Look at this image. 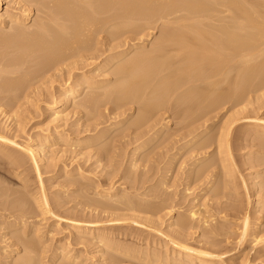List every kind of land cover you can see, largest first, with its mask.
<instances>
[{
	"label": "bare ground",
	"instance_id": "1",
	"mask_svg": "<svg viewBox=\"0 0 264 264\" xmlns=\"http://www.w3.org/2000/svg\"><path fill=\"white\" fill-rule=\"evenodd\" d=\"M13 1H14L15 5H18V8L21 9V10L19 9L20 12L16 13V12H13L9 9V10H6L4 13L1 14V11L4 8L6 1L0 0V32L4 28H9V30H8L9 32L5 33V31H3L4 32L3 34H2V32L0 33V45H1L0 49H4L2 51L5 52V53H3L2 51H1L2 53L0 52L1 53V55H0V116L6 120L5 122H8L10 120L8 123H11L13 121V124H14L15 123L14 121L17 120V118L18 119L23 118V114L28 115V114H26L30 110L29 109L30 107H28V106L31 105L30 101H33V100H31V98L38 96V93L40 92L39 87H41V86L38 85L39 87L37 89L36 88L37 83L34 86L36 89L31 87V84H33V82H36L35 80L40 81V82H41V80L44 81V78L46 75H49L50 73L52 74V72L54 74V73H56V71L57 72L61 71L64 67L69 68V66H67L68 63L66 64V66L64 64L67 61L70 62L69 59H71V58L72 59L74 58V60H75V57H76V59H77V57L81 58L82 62H80L81 60L78 62V60H79V58H78L77 64L79 65V63H80L79 66L82 68H80V67L79 68L82 70L87 68L88 66H91L95 62L100 63V59H101V62H103V64H102L103 65L102 66L103 72H105V74L108 72L107 71L108 68L110 69L113 66H116V64H118L115 69L113 67V70H114L113 72L111 69V72L115 76L118 75L117 77H119V78H115V79H119V81H121V82L117 83L119 81H116L117 84L115 83L116 85H112V80H110V79L109 80L108 79L99 80V79H96V77L95 78L88 77L87 75L84 74L85 72L79 74L78 79L75 78L76 80L72 81V80H74V76H75L74 72L72 73L71 69L66 68L69 71H67L66 69H65V71L70 72L69 73L70 75H68L67 78L64 77V78H66L65 79L66 85L64 88H62V90L60 89L61 90L60 94H59L60 96H56L59 98L55 99L54 98V96L56 95L55 94L54 96L50 95L51 96L50 98H52V97L53 98L49 99V100H51L50 101L51 105H50V108H48V109L54 110V114H53L54 117L53 118H54V122H56V124H58L60 126L61 122H62L63 126L64 127L66 126V124H65L66 114H65V118H64L63 115H61L58 110L64 106H66L67 104L74 102V99L77 96H79L78 94L83 93V91L85 89H89L90 91H92V94L87 92L90 95L85 94L86 98L83 97L84 100H80L79 103H77L78 106H79V104L81 105L80 108L84 107L85 110H86V108L89 109L88 107H92V106H93L92 108L94 109L95 108L94 105L98 104L100 101L99 99H101V98L109 101V103H107V105L111 104V102H110L112 100L111 95L115 94L116 97L113 96V97H115V98H113L115 100L114 105L115 104L117 105L119 102L122 103L124 101V104L126 107V108H124V107L122 108V106H120L122 108V110H120V112L128 109V107H127L128 105L126 104V102H128V104H129V102H130V104L133 103L134 106H135V104L140 106V108L138 107L139 111H138V116L136 117L137 120L135 118V122L138 125L141 124L140 127L142 130L140 131L139 130L140 128H137L141 133H138V134L136 133L137 134V135H135L136 137L135 138L133 137L134 139L132 140V142L130 144V146L135 144L134 145L135 146L134 151H135V156H136V155H139L140 153H142V151H144L146 148H148L156 139H158V137H160L162 131L172 124L171 119L167 118V120L165 119L166 120L165 123L163 125H161V127L157 128V126L159 125V123L161 121L158 123V125L156 123L157 121L156 122L154 121V123H153L152 122V120L154 118L153 115H155V113H158L160 109H162L163 112L166 110L167 113H168V111L169 112L171 111L173 113V116H175L178 120L182 121V122H180V121L179 122H180V124H182L181 126H183V128L186 129V132H184V133L179 132L178 134L182 133V135H180V137H179V138H182L181 140L189 138L186 142L187 145L188 144L194 145V147H195L196 144L197 145L200 144L199 147L197 146L198 148H194V147H192V148L197 149V151L198 150L203 151L204 149H207V148L210 149L209 147L213 146V144L214 145L217 144L216 145L217 151L219 152L217 154V156L219 154H221V156L219 157L220 158L219 163L222 164V166H220V167H223L221 169V171L223 170V172H225L223 174L224 176L226 174V176L228 175V177H229V178L223 177L222 182L224 181L223 182L225 185L224 187H228L231 185L230 184L231 182H229L231 176H229V175H232V172L234 173V171L236 172V170H235L236 168L233 169V167H231L232 162L230 161L231 163L229 164V159L227 158V157L231 158L230 160L233 159L232 157H230V155H231L230 150H232V149L229 147V145H230L231 140H230L229 136L223 137L222 131L227 130V132H228L230 130V122H232V120H230L229 118L230 117L234 118L235 113H234V116H230V117L228 116L229 118L226 119V123L224 121L226 126L224 127V125H223L222 127H224L225 129H223L220 126L221 128H219V129H222L220 131L221 133L219 132L221 134L220 137L211 138L210 137L211 135H210L209 136L210 140L207 139L208 141L207 140L205 141L204 138H206L207 134L210 133L209 128L211 129V127L208 126L206 128V126H207L206 123L208 124V122H210L211 120L214 119L215 116H217V115H214V117H212L211 116L212 112L214 114V112L216 110H218L220 108L222 109L224 106H226V107L229 106L227 109L233 110L235 107L237 108V107H239V105L245 103V99L248 97V95L252 96L251 92H253L254 90L256 91V89L258 87L264 86V62L263 63L259 62V64H258V62H255L256 60L258 61L260 58H262L261 60H263V56H264V0H13ZM34 3H35V5H33ZM31 5L36 6V9L38 10L37 12L42 13L41 15L43 16L42 17L39 15L41 17V19H39L40 17H38V19L40 21H37L38 19L34 20L36 22L34 23L35 25L33 28L31 27L33 25L29 26L30 28L27 27L28 23L32 21V19H31L32 18V16H31V14H32ZM13 10H15V9H13ZM117 21H119L118 23L122 25L121 29H119L121 27V25H118V24L115 27L117 29V27L119 26L118 30H116L115 28H113V30H110L109 28H111V26H109V28L107 27L109 23H112V22L115 23ZM159 22L161 23V25H159V26L161 28L163 27L162 28L163 30L160 29V32H159V34H160L162 31L161 37H159L160 40L158 38V41H159L158 42L157 39H155V42H156V43H154L155 46L152 43L153 44V45L151 44L152 48H150V46H151L150 45L149 46L150 50H148V48H146L145 46H142V44L144 43V42L142 43V39L146 36H144L143 38L140 36L143 32H145L144 30L147 31L148 28L150 29L151 27L158 25ZM114 23H112L111 25H113ZM155 27H153V28H155ZM114 29L116 31H119L118 33L116 32L117 37L122 38V39H120L121 41H119L120 43H117V45L116 44L114 45V43H112V40H114V39L117 40V38L114 37V34H115ZM108 30H110V33L113 32L112 33L113 36L110 35V36H107L105 38L99 37V35L101 33H105V32L107 33L106 35H109V33L107 32ZM128 34H131V35H128ZM143 35H144V33L142 34V36ZM93 40L95 41V44L92 46L89 44V42H91ZM156 44H157V46H156ZM2 45H4V46H2ZM119 47L121 49L124 47V49L122 51L118 50L119 52H116L115 50ZM139 49H141L142 52L138 51ZM135 50H137L138 53H135L136 52ZM131 52H133L134 54ZM38 53H40V54H38ZM130 53L133 54L132 57H131ZM30 54H32L33 56L35 55L34 60H33V58L31 59L29 57V56H31ZM128 56H130V57L128 58ZM257 57H260V58L258 59ZM73 64H72L73 65L72 67L78 66L76 64V61H74ZM62 65H64V67ZM69 65H70V63H69ZM34 67L36 68V70H35L36 73L33 72V69L30 70L31 68H34ZM79 68H77V69H79ZM30 71L33 73H30ZM109 72H110V70H109ZM109 72H108V74H109ZM111 72H110V75H112ZM33 74H34V76H33ZM35 74L36 75L38 74V76H36ZM57 74L59 75V73H57ZM54 75H52V77H50V78L47 77V79L53 78ZM56 75H55V77H56ZM101 75H103V74H101ZM114 75H112V76H114ZM56 78H58V77H56ZM56 78H54V79H56ZM55 81H53L52 83H54ZM110 85H111V88H110ZM42 86L45 87L47 85H42ZM241 86H243V87H241ZM255 87H256V89H254ZM32 88H33V90H31ZM45 88H48V87H45ZM98 90H101V92L99 91L96 93V91H98ZM44 91L48 92L47 89H45ZM255 91H254V93L256 94L257 91L256 92ZM52 92H54V91H52ZM43 95H44V93H43ZM100 96H101V98H100ZM104 96L107 98L105 99ZM46 97H48V96H46ZM97 97H99V98H97ZM36 98H33V99H36ZM43 98H44V96H43ZM251 98H249L250 99L249 102L251 101ZM252 99H254V98H252ZM116 101H117V103H116ZM242 101H243V103H241ZM46 102H48V101H46ZM101 104H103V103H100L99 105H101ZM105 104H106V102H105ZM116 105H115V107H116ZM122 105H123V103H122ZM27 107H28V111H27ZM118 107H119V105H118ZM25 108H26V110H25ZM92 108H90V109L92 110ZM98 108H100V107H97V110H98ZM129 108H130V106H129ZM157 109H158V112H155ZM112 111L115 112L114 110H112ZM92 112H94V111H92ZM118 112H116V115ZM219 112L217 114H219ZM108 113L110 114V111ZM121 113H123V112H121ZM125 113H126V111H125ZM236 113H237V111H236ZM97 114H99V112ZM113 114L115 115V113H113ZM113 114H111V115H113ZM127 115L128 114H126V116ZM67 116H68V114H67ZM117 116H119V118H120V114H118ZM158 116H160V115H158ZM162 116H164V114L161 115V117ZM25 117H27V116H25ZM175 117H173V118L176 120ZM30 118L28 117V119H30ZM24 119H26V118H24ZM66 120H67V118H66ZM154 120H156V119L154 118ZM223 120H225V118ZM0 121H2V120H0ZM23 121H22V123H23ZM149 121H151L152 124H150ZM28 122H29V120H28ZM179 122L177 124H179ZM1 123L2 122H0V124ZM17 123H18V120L16 121V124ZM22 123H20V125L18 127L16 125H15L16 127L14 126L15 128H17V130L15 132L16 133L19 132V133H17L19 135L24 134L26 132L25 130L21 129V127H20V126H22L21 125ZM68 124H67V126L69 127ZM84 124L85 123H83V125ZM92 124L95 125L96 122L92 123ZM131 124L135 125L133 123V121H131ZM143 124H145L144 127L142 126ZM58 125H57V128L59 127ZM85 125H86V127L88 125L91 126V124H88V125L85 124ZM94 125H92L91 127H93V128L95 127L94 129L96 131L97 125H95V126ZM138 125H137V127H138ZM146 125H148V126H146ZM204 125H206V126L204 127ZM24 126H26V125L24 124ZM77 126H78V124H77ZM77 126H75V127H77ZM210 126H211V124H210ZM14 127H12L13 130L15 129ZM70 127H72V126H70ZM91 127H89V128L84 127V129H87L85 131H87V133H88V132H90L89 129ZM131 127H133V126H131ZM142 127L143 128L146 127V128L143 129ZM203 127L205 129H201ZM82 128H83V126H82ZM93 128L91 129V131L95 132V131H93ZM183 128H180V130ZM258 128H259V130L256 133L259 135H260V133L264 134V126L259 125ZM12 129L11 128L8 129L6 124H5V127H4V125L3 126L0 125V154H1V156H4V158L6 157L9 160L13 169L15 168L14 171L16 170V168L20 169L22 167L24 169H26L27 164L32 163L29 167L33 166V170L36 171L41 184L43 183L42 178H41V175H42L41 174V168H40L41 165H45V166L48 165L49 166L48 168H53L51 170H56L57 172H63V174H65L66 176H76V177L80 176L81 178L82 177H84V178L88 177V173L86 172V170H84L85 168H83L84 163H85L84 162L85 161V156H84L85 154L83 155L84 156V158H83L84 163L82 164L79 162L80 161L79 158L82 156L81 152H80L81 155L78 152V154L80 155L79 156L75 151H74L75 153L72 152V154H70L69 153L70 150L69 151L66 150L68 148V147L66 148V146L69 144H70L69 148L70 147L76 148L77 146L81 145V143L83 141H85V140H83V138H81V137L77 138V139L73 138L74 140L71 138V140H70L69 132L64 131V133H60V132L56 131V128H55V131L54 130L50 131L48 133V135L43 134L44 136H39L35 132L36 135L35 136L31 135L32 137L30 138L31 139L30 143L33 145H30L27 149L21 148L22 149V152H20L21 154L15 155V153H13L11 151L5 152V150H7V147H9V149H10L11 147H15L17 145L14 142V138L17 136V134L14 133L15 135H13L11 133L13 131ZM50 129H52V128H50ZM110 129L111 128H109L108 130H102L101 129L98 131V134L96 133L97 134L96 136L93 133V137H95L93 142H102V141L104 142L106 140L108 133L110 132ZM137 129H135V130H137ZM178 129H179V127H178ZM219 129H218V131H219ZM80 130H81V128H80ZM128 130H130V128ZM133 130H134V128L132 129V131ZM132 131H130V132H132ZM71 132H72V129H71ZM78 132H80V131H78ZM82 132H80V133H82ZM133 132H134L133 133V135H134L136 131H133ZM164 134H165V132H163L162 137L164 136ZM226 135H227V133H226ZM129 136H130V134H129ZM129 136H127V137H129ZM88 137H90V136H88ZM93 137L91 135L90 138H93ZM165 137H164V139H166ZM209 137H207V138H209ZM255 137H257V136H255ZM120 138L122 139V136ZM130 138L132 139V137H130ZM177 138H174V139H177ZM114 140H116V138ZM86 141H85V144H87V143L89 144V141L92 142L91 139H89V141H87V142ZM126 141H128V140H126ZM126 141L124 142V144L127 145ZM176 141L178 143H180L179 140H175V142ZM252 141L254 142L257 140H252ZM118 142L121 143L120 140ZM118 142H117V144H118ZM175 142H174V144H175ZM105 143H106V141H105ZM113 143H111L112 147H113V145H115ZM99 144H101V143H99ZM57 145L64 147L66 149L63 148L61 151L60 150L58 151V149L61 148L58 146L57 147L58 149L54 150L53 148ZM120 145H123V144L121 143ZM187 145L185 147H187ZM128 146H129V142H128ZM17 147H19V146H17ZM105 147H106V145H105ZM72 148H70V149H72ZM107 149L106 150L104 149L105 150L104 153L109 152V155H107L108 161H106V162L110 163L109 159H111L112 156L111 157H109V156H110V153L112 151L110 152L111 148L109 149V151H107ZM113 149L115 150L116 147L114 146ZM194 149L193 150L191 149V150L193 152H196ZM71 151H73V149ZM134 151H133V153H134ZM192 151L190 153H193ZM207 151L208 150H206L205 153ZM48 152H50V153H48ZM86 152H88V151H86ZM101 152H102V150H101ZM60 154H61V156H59ZM101 154L98 156V157H100V159L97 160L98 163L100 161L103 162L102 160L105 159L106 155L104 156ZM116 154H118V153H116ZM101 156H103V157H101ZM212 156H213V153H212ZM77 157H78V159L76 160ZM209 157L211 158L210 153L208 155H206L205 157H202L200 159H198L199 158L198 157L197 158L198 160H197V162H195V164L193 162L192 173H193V175L195 174V177L197 175L195 170L196 171L198 170V163L199 162L201 163V162L207 160ZM68 158H71L72 160L75 159V162L77 161V163L74 164V161H72L70 159L73 163L68 164L67 163L69 161ZM119 158H121V157H119ZM139 158H140V156H139ZM141 158H140L141 162L143 161V159H144V161L147 159L146 157L145 158L143 157L141 160ZM27 159H29L30 161ZM81 159H82V157H81ZM137 159H138V157H137ZM66 160H68V161L65 162ZM121 160H122V158H121ZM28 161H29V163H28ZM89 161H90V158H89ZM137 161H139V160H137ZM148 161H150V160L148 159ZM215 162L216 161H213L212 163H215ZM234 163H233V165H234ZM211 164H209V165H211ZM216 164H218V163H216ZM220 164H218V166ZM252 164H253V161L250 163V166ZM132 165H134V164H132ZM132 165H131V167H132ZM203 165H204V163H203ZM236 165H234V166H236ZM61 166H63V167H61ZM207 166L208 165H206V167ZM215 166H217V165H214V167ZM208 167H210V166H208ZM208 167H207V169H209ZM214 167L212 164L210 168H214ZM220 167H218V168H220ZM238 167H240V165L237 166V168ZM46 168H47V166L43 169V171ZM202 168H203V170L205 169L204 167H202ZM202 168H199V169L201 170ZM214 169H212V171ZM102 170H104V169H102ZM90 171L88 170V172L90 174H92V171L91 172ZM200 172H204V171L201 170ZM205 172L201 173V174H204L203 176H206L208 171L206 172V174H205ZM192 173H191V175H192ZM213 173H215V174H213ZM17 174L20 176L19 173H17ZM210 174H213V175H210L211 180H210V185L207 186L208 189L213 188V186L218 181L217 178H219L218 171H216V172L213 171ZM201 176L202 175H200V177ZM207 177L209 178V174H207L206 178ZM201 178H196V179H197V181H199ZM89 179H91V178L89 177ZM234 179L236 182L240 178H238L237 180H236V178H233L232 181ZM192 180H195V179H192ZM203 180H205V182H206V179H203ZM134 181H137V179ZM197 181H195V182H197ZM238 181H240V180H238ZM74 182H76V181H74ZM85 182H87L86 180L84 181V184H87ZM200 182H201V180H200ZM235 182L233 183L234 185H235ZM22 183H23V181H22ZM240 183H241V181H240ZM245 183H246V181H245ZM23 186H26V183H23ZM231 186L233 187V185H231ZM25 188L27 189V186ZM42 188H44V187H42ZM1 190H3V189H1ZM4 191H8V190H4ZM28 191H29V189H28ZM109 192H113V191L111 190ZM203 193H204L203 190L199 192L200 195ZM40 194H42V197H41V199L39 198L40 200H38L36 202L38 203V205L42 209L41 213L43 211L42 215L45 216L44 214H46V216H47V214H50V215L55 214L54 208H56L57 206L55 207V205H54V208H53V206L51 208L52 203L50 204V202L48 201V198H47L48 196L46 195L47 194L46 190L43 189ZM96 194H98L100 196H105V197L112 196V194H110V193H100V194L96 193ZM7 196L8 195L6 194V197ZM122 198H121V200H122ZM196 199H198V198L196 197ZM108 200H110V199H108ZM8 202H9V200L6 201L5 206L10 204L11 201L9 203ZM104 202H106V201H104ZM119 202H121V205H122V207L121 206H119V207H121L123 210L126 209L127 212L128 211L129 212H131V211L136 212L135 210H138V211H139V209L144 210V208L147 210L149 208L147 205H144L145 204L144 202H146L145 200L142 202L144 204H142L141 201H139V202L142 204L141 207H143V205H144L148 208H146V207L140 208L139 207L140 203L137 205H134L136 203L133 204V201H131V200L129 202H128V200H127V202H122L119 200ZM150 202L151 201H149V203ZM96 203L98 204V202H95V201L94 202L84 201L81 206H83V208L96 206V208H97ZM113 203L114 202H112V206L114 205ZM151 203L155 204V202H151ZM162 203H163V201H162ZM24 204H25V202H24ZM24 204L22 203V206H21V204H17L16 209H18L20 206V209L22 210ZM99 204H100V202H99ZM172 204H173V202H171V204H170L171 206L170 205L169 206L173 207ZM259 204H260V202H259ZM12 205H14V203ZM158 205L159 204H157L156 206H158ZM25 206H24V208H25ZM39 206H37V207H39ZM112 206L111 205L109 206V204H108V205H105L103 207H105L106 209L112 208V210H113L115 206H113V207ZM150 206L151 207L153 206L154 208L156 207L154 205H150ZM162 206L164 207V205H162ZM254 206L256 207L255 203H254ZM257 206H259V205H257ZM8 207H9V205H8ZM8 207H4L3 212L0 211V212H2V213H0V218L1 219L5 218L3 220L0 219V231L8 230L10 232H5L4 235L2 233H0V237L7 238L8 235H10V236L13 235L12 233H13L14 229L22 230L23 235L21 236L20 234H18V233L22 232V231L21 232L19 231L17 233V235H19V236H16V234H15V236L13 235L12 237H8L7 241L5 240L6 242H9L8 245H7V243H5L6 246L3 248L1 247L2 245H0V248H1L0 249V264H38L39 262L40 263L45 262L46 264L47 263L48 264H74L76 262L77 256L74 257V255L72 256V254H69V252H67V249L64 247H62V248L56 247L55 250L54 249H53V251L50 250V252L52 251V255H50V256L47 255V253L49 252V251L47 252V250H49V248H51V247L48 246L49 247L48 248V247H46V245H44L45 240H43V238H41L42 235H38V232L36 235H35V233H36L35 232L34 236L30 235V237H29V235H27V234H29V232H33L35 230H38L37 228L41 224L38 225L37 221L34 220L35 218H38V217L34 216L33 214L32 215H30V214L25 215L26 214L25 210H24V212H22L23 215H20L21 214L20 213V214H18V216H15V214H14L16 212L15 211V205H14V208L12 206H10L9 208ZM94 207H93V209H94ZM12 208H13V210H12ZM78 208H80V207H78ZM154 208H151L152 211L148 210V212L149 211L155 212L156 210H154ZM115 209H119V208L117 207ZM156 209H157V207H156ZM160 209L161 208H159V211H161ZM146 210H145V212H147ZM256 210H258V209H256ZM4 211L8 212V214L4 213ZM26 211H28V210H26ZM99 211H101V210H99ZM241 211L245 212L243 210V208L240 209V212ZM101 212L95 213V216L97 215V217H99V218H100V216L102 217L104 212L103 211H101ZM27 213H31V212H27ZM106 213H108V212H106ZM156 213L157 212H155L154 214H156ZM56 214L59 215V213H56ZM243 214H245V215H243V217H242L243 221H241L242 222L241 223L242 224V226H241L242 232L240 231L241 242L243 243L248 238L249 239L252 238L251 239L252 242L256 243V242H259L261 240L263 245H264V236L260 235L261 234L259 231L260 229L258 228L259 230L256 231L257 229L255 230L253 228V231L250 232V230H252L251 229L252 223L250 220L251 216L249 217L247 212H245ZM16 215H17V213H16ZM130 215L129 216L127 215L129 218H126V214L122 215L118 218V215L116 214L117 218H113V219H116L117 221L115 220V222H117V223H119L118 221H123L124 217L126 219L134 221L135 220L134 218H136V216H134L130 219ZM240 216H241V214H240ZM122 217H123V219L120 220ZM189 217H190V219H188L187 223H184V224H183V222L181 223L184 226V230L182 232L180 230H179L180 232L179 231L175 232V230H174V232L172 231L173 233H170V232H169L170 234H168L167 232L165 233L167 238H169V241L172 242V244L174 245V248L178 250V251H176V253H174L172 255L170 253L171 251L170 252L168 251L165 253H163V252L158 253L155 251L150 252V250H149L150 254H148L146 256V251L143 250V253H142V251H140L139 249L129 247V244H131V243H129V244L127 243L128 246H125V244H121L123 241L118 242L119 240H117V242H116L114 240H110L109 235H108L109 233H107L106 231L103 232L100 230L93 229V226H90V225H93V223H94V225L97 226V224H99V223H96V222L83 223L84 225L79 226L77 230H78V235L86 234V236L90 237V238H88L89 243L91 242L93 244V242H94V244L95 243L100 244L99 245L100 252L103 253V252H106L105 250L109 251V249H111L118 256V257L116 255L114 256L113 255L114 253L112 254V256H114V258L116 257L113 264L115 262L117 264H119L120 262L124 263L126 261L128 264H130L129 262L134 261V260L142 261L145 264H224L223 260H216L215 259L216 257L212 253L208 252L207 250L202 249L203 247L202 248H199V247L197 248V246L195 247V243L193 244L191 242L192 236L190 235L191 236L190 237L188 235L190 232L189 227L193 228L192 227L193 225L189 220L195 219L196 213L192 212ZM189 217H187V218H189ZM59 218L57 216V219L60 221ZM92 218H94V217H92ZM107 218H108V216H107ZM147 218H149V217H147ZM46 219H47V217H46ZM94 219L96 220V218H94ZM102 219L104 220V218H102ZM99 220H101V219H99ZM112 220H110V222L114 223V220L113 221ZM146 220L149 221V219H146ZM146 220H145V222H146ZM185 220L187 221V219H185ZM205 220H207V219H205ZM150 221H154V219L153 220L150 219ZM208 221H209V219H208ZM79 222L80 221H72V223L74 225L79 223ZM134 222L137 224V220H135ZM157 222H159V221H157ZM208 223H210V222H207L205 224H208ZM146 224H148V223H146ZM117 225H119V224H117ZM120 225H122V224H120ZM156 225H158V224L156 223ZM151 226L153 227V225H151ZM194 226H195V224H194ZM144 228H146V227H144ZM156 228H159V227H156ZM213 228H214V230H216L215 227H213ZM39 229H40V227H39ZM160 229L161 228H159V230ZM181 229H182V227H181ZM214 230H212V227H211V229L209 231L213 232ZM38 231L41 234V230H38ZM108 231H110V229ZM159 232H163V231L161 230ZM217 232L218 231H215V233H217ZM115 233H117V232H115ZM112 234H114V232ZM211 234L216 235L214 233H211ZM32 236H33V238H32ZM13 237H15V239H14L15 241H12ZM44 239H45V237H44ZM0 241H1V238H0ZM2 241H3V239H2ZM167 243H165V245ZM244 243H246V242H244ZM2 244H4V243H2ZM163 247H164V245H163ZM99 248H98V250H99ZM23 249L26 251L25 254H23L24 253ZM167 250L168 249L166 248V251ZM171 250L173 253L174 250L173 249H171ZM144 252H145V255H144ZM149 252H147V253H149ZM106 253H108V252H106ZM3 255L5 257H3ZM19 255H21V256L19 257ZM1 258L5 259V260L2 261ZM43 263H41V264H43ZM131 264H134V263L132 262Z\"/></svg>",
	"mask_w": 264,
	"mask_h": 264
},
{
	"label": "rangeland",
	"instance_id": "2",
	"mask_svg": "<svg viewBox=\"0 0 264 264\" xmlns=\"http://www.w3.org/2000/svg\"><path fill=\"white\" fill-rule=\"evenodd\" d=\"M5 1H6V4L4 5L3 10L1 11V14L4 13L6 10H9V9L13 12H16V13L20 12L21 9L18 8V5H15L13 0H5ZM33 5H35V3ZM31 8H32V14H31L32 21L28 23L27 27L33 25V26H31L33 28L35 25L34 23L36 22L34 20L38 19V17L42 16L41 15L42 13L37 12L38 10L36 9V6L31 5ZM13 9H15V10H13ZM39 19H41V17ZM39 19L37 21H40ZM118 22L119 21L115 22L116 24L114 22H112L115 25L114 24L111 25L112 23H109L110 25L108 24L107 27L109 28V26H111L112 29L111 28H109V29L113 30V28H115L117 26V24L121 25ZM159 25H161L160 22L158 23V25H155L156 27L153 26L155 28L151 27L150 29L148 28L147 31L144 30L146 33L143 32L144 33L143 36H142L143 33L141 34V36L139 35L142 38L144 36H146L142 39V43L144 42L142 44V46H145L146 48H148V50H150V48H152V45L154 43H156L155 39H157V41H158V38L161 37L162 31L160 34H159V32H160V29L163 30L162 29L163 27L161 28ZM118 28H119V26L117 27V29L116 28L115 29L118 30ZM121 28H122V25L119 29H121ZM115 29H114V32L116 35L114 34V37H116L117 40H115L113 38L114 40H112V43H114V45L115 44L117 45V43H120L119 41H121L120 39H122V38L117 37V33L119 31H116ZM8 30H9V28H4L1 32L3 34L4 33L3 31H5V33H6V32H9ZM110 30L107 31L109 33V35H106L107 33L105 32V33H101L99 35V37L105 38V37L110 36V35L113 36V34H112L113 32L110 33ZM128 35H131V34H128ZM159 40H160V38H159ZM93 41L89 42V44L92 46L95 44V41L94 42ZM2 46H4V45H2ZM149 46H150V48H149ZM154 46H155V44H154ZM156 46H157V44H156ZM0 48H1V45H0ZM123 49H124V47L122 49L119 47L115 51L119 52L120 50L122 51ZM2 50H4V49H0V52ZM135 51H136L135 53H138V51H141V49H139L138 51L137 50H135ZM133 52H131V53H133ZM1 53H0V55H1ZM3 53H5V52H3ZM131 53H130V55L132 57V55L134 53L133 54H131ZM38 54H40V53H38ZM30 55L31 56H29V57L31 59L33 58V60H34L35 55L34 56L32 54H30ZM129 57L130 56H128V58ZM78 58L79 57H77V59H76V57H75V60H74V58L73 59L71 58L72 60L69 59L70 62L67 61L64 64L66 66V64L68 63L67 66H69V68L64 67V65H62L64 68L61 66L63 69L61 71H58V72L56 71V73H54L55 75L57 73H59V75L58 74L56 75V77H58V78H56L52 72V74L50 73L51 75L49 74L50 76L49 75L45 76L44 81L41 80V82H40V81L35 80L36 82H33L34 85L31 84V87H33V88H35L34 86L36 83H37L36 84L37 89L39 86H41V87H39L40 92L38 93V96H36L37 98L36 97L31 98V100H33V101H30L31 105L28 106V107H30L29 111H28V107H27L28 112L26 114H28V115L23 114L22 119L17 118L18 123L19 122L22 123V121L24 120L23 123L21 124L22 126H20V127H21V129L26 131L24 133L25 135L24 134L19 135V134H17L19 132H17V133L15 132L17 130V128H15V127L16 126L18 127L20 125V123L16 124L17 120L14 121L15 122L14 124H13V121L11 123H8L10 120L8 122H5L6 120L0 116V120H2V121H0V122H2L0 125L1 126L4 125V127H5V124H6L8 129H10V128L12 129V127H14L16 125L14 127L15 129L14 130L12 129L13 131L11 133L13 135L17 134L18 137L16 136L14 138V142L17 145L15 147H11L10 149H9V147H7V150H5V152L11 151V152L15 153V155L21 154L20 153V152H22L21 148L27 149L30 145H33L30 143V140H31L30 138L32 136H35L36 134L39 136L48 135V133L50 131H53V130L55 131V128H56V131H58L60 133H64V131L69 132L70 140H71V138L77 139L80 137L83 138V140H85V141L86 140L89 141V139H91L92 142L89 141L90 145L88 143L85 144V141H83L81 143V145L76 147L77 149L70 147L73 149V151H71L72 149L69 148L70 144L66 146V148L68 147L67 149L64 147H61L59 145H57L53 148L54 150H56V149H58L57 147L59 146L61 148L58 149V151L59 150L61 151L64 148L67 151L70 150V152H69L70 154H72V152L73 153L76 152L77 154L79 152V154H80V152H81L82 159L80 157L79 158L80 161L79 160L78 161L82 164L84 162L86 163V164L84 163L83 168H85L84 170H86V172L88 173V177H85V178L82 177L81 178L80 176H77V177L76 176H66L65 174H63V172H57L56 170H51L53 168H48L49 167L48 165H46L48 169L46 168L43 171V169L46 166L41 165L40 166L41 174H42L41 178L43 181V183H42L43 185H42L40 183V180H39V177H38L36 171L33 170V166L29 167L32 164V163H29V161H30L29 159H27V160H29L28 161L29 164H27L26 169H24L23 167L20 169L16 168V170L14 171L15 168L13 169L9 160L6 157L4 158V156H1V154H0V156H1L0 157V211L3 212V208L8 207V205H9V207L12 206L13 208L15 205V211H16L14 213L15 216H18V214H20V213H21L20 215H23L22 212H24V210L26 212V214L24 213L25 215H28V214L32 215L33 214L34 216H37L39 219L34 217L35 218L34 220L37 221L38 225L41 224L37 228L38 230H41V234L38 230H35L33 232H29V234H27V235H29V237H30V235L34 236L35 232H36L35 235L37 234V232H38V235H42L41 238H43V240H45L44 245H46V247L50 246L52 248L51 249L48 247L49 250H47V252L49 251L48 252L49 254L47 253V255H49V256L52 255V251H53V249L55 250L56 247L66 248L67 252H69V254H72V256L74 255V257L77 256L76 262L74 264H113V262L115 261V258H116V257L114 258V256L116 254L111 249H109V251L105 250L108 253L103 252L104 253L103 254L102 252H100V248H99L100 244H96V243L94 244V242H93V244L91 242L89 243L88 238H90V237L86 236V234L78 235L77 229L79 226L84 225L83 223H88V222L89 223L90 222L99 223V224H97V226L94 225V223H93V225H90V226H93V229H95V230H100L103 232L106 231L107 233H109L108 235H109L110 240H114L116 242H117V240H119L118 242L123 241L121 244H125V246H128V244L131 243V244H129V247L139 249L140 251H142V253H143V250L146 251V256L148 254H150V252H154V251L158 252V253H160V252L165 253V252L171 251L170 253L172 255V254L176 253V251H178V250L174 248V245L172 244V242L169 241V238H167L165 233L167 232L168 234H170V233H173L174 230H175V232H178L179 230L182 232L184 230L183 224L187 223L188 219H190L189 216L191 215V213L195 212L196 213L195 219L189 220L192 223L193 228L189 227L190 232L188 231L189 232L188 236L191 235L193 237L192 238L190 236L191 242L193 244L195 243V247L196 246H197V248L203 247L202 249L207 250L208 252L212 253L216 257L215 258L216 260H223L224 264H244V263L245 264H264V245H263L262 241L260 240L259 242L254 243V242H252V240H251L252 238L250 237L251 239L248 238L247 239L248 241L247 240L244 241L247 243L246 244L244 242L242 243L240 240L241 239L240 231L242 232V230H241V226H242L241 223L242 222L241 221H243L242 217H243V215H245V214H243L245 212L248 213L249 217L251 216L250 220L252 223L251 224L252 228L251 227L250 228L252 230H250V232L253 231V228L255 230L257 229L256 231H258L260 229L259 230L261 233L260 235L264 236V137H263L264 134L262 133L263 134L262 135L260 133V135H259L256 133L259 130V128H258L259 125L264 126V86L258 87L259 89L258 88L256 89V87H255L254 89H256L257 92L255 90L254 91L256 92V94L254 93V91L251 92L252 96L248 95V97L245 99V103H243V101H242L241 103H243V104L240 103L241 105H239V107H237V108L235 107L233 110H228L227 108L229 106L228 107L224 106L222 108L223 110L220 108V109L216 110L214 112V114L212 112V114H211L212 117H214V115H217L214 117V119H213L214 121L211 120L210 121L211 123L208 122L209 125L207 123H206L207 126L204 125V127L206 126V128L208 126L211 127V129L209 128L210 133H208L206 138H204L205 141L207 139L210 140V137L211 138L220 137V135H221L220 131L222 129H219V128H221L223 125L225 127L226 126V124H225L226 119H228L230 116H234V113H235L234 118L233 117L229 118L230 120H232V122H230V130L228 132H227V130L222 131V136L223 137L229 136V138L231 140L230 145H229V147L232 149V150H230V152H231L230 157H232L234 160L233 159L230 160L231 158H229V157H227V158L229 159V164L232 162L231 167H233V169L236 168L235 169L236 172L234 171V173L232 172V175H229V176H231L229 182H231L230 184L233 185V187L231 185H230L231 187L230 186L224 187L225 185L223 183L224 181L222 182V179H223V177H228V175L226 176V174H225V176H224L223 174L225 172H223V170L221 171V169L223 167H220V166H222V164L219 163L220 162L219 157L221 156V154H219L217 156V154L219 153L217 151V146H216L217 144L216 145L213 144V146L209 147L210 149L207 148V149H204L203 151L202 150L197 151V149H194V148H198L200 146V144H198V145L196 144L195 147H194V145H189V144L187 145L186 142L189 138L181 140L182 138H179V137H180V135H182V133L178 134L179 132H183V133L186 132V129H184L183 126H181L182 124H180V122H182V121L178 120L175 116H173V113L171 111L170 112L168 111V113H167V111L165 110L166 112L165 111L164 112L166 114L163 112L162 109H160L159 112H158V109L155 111V112H158V113H155V115H153V117L156 120H154V118H153V120L152 119L151 120L153 123H154V121L155 122L157 121L156 122L157 125L161 121L159 123V125L157 126V128L161 127V125H163L165 123L167 118L171 119L172 124L170 126H168L169 128L167 127L166 129H164L162 131L160 137H158V139H156L153 142L155 145L152 143L148 148H146L144 151H142V153H140L141 155L140 154L136 155L138 157V159L135 156V151H134L135 150L134 149L135 144H133L132 146H130V144H131L132 140L136 137L135 135H137L138 133H141L140 131L142 130L140 127L141 124L138 125L135 122V118L138 116V111H139L138 109L140 108V106H138L136 104L134 106L133 103L130 104V102H129V104H128V102L125 101L126 104L128 105V106L126 105L128 107V109H126V110L123 109L124 111H121V112H123V113H121L120 110H122L123 107L124 108H126V107H125L124 101L122 102L123 105H122V103L119 102L117 105L115 104L116 105V107H115V105H114L115 100L113 99L116 97L115 94L111 95L112 96L111 99L113 100V101L112 100L110 101L111 104L107 105V103H109V101L104 100L100 96L101 99H99V100L100 101L102 100V101L101 102L99 101L98 104L94 105V107L96 109L95 108L93 109L92 108L93 106H92V107H88L89 109L92 108V110L90 109L91 111L87 108H86V110H87L86 111L84 107H83L84 109L80 108L81 105L79 104V106H78V104H77V103H79L80 100H84V98H86L85 94H88V93L92 94V91H90L89 89H85L83 91V93L78 94L79 96H77L74 99V102H71V103L67 104L66 106H64L58 110L59 113L61 115H63L64 118H65V114H66L67 120L65 118L66 122L64 121L66 124V126H65L66 128L63 126L62 122H61L60 126L58 124H56V122H54V118H53L54 117V115H53L54 110L48 109V108H50V105H51V102H50L51 100H49V99H52L53 97L52 98H50V97L52 95L54 96L55 94L56 95L54 96V98L55 99L59 98L56 96H60L59 95L60 91L66 85L65 79L68 77V75H70L69 74L70 72H67V71H69L67 69H71L72 73L74 72L75 76H74V80H72V81H75L76 79H78V75L85 72L84 74L87 75L88 77H93V78L96 77V79H99V80H101V79H108L109 80L110 79V80H112V85H116L117 83L121 82V81H119V79H115V78H119V77H117L118 75L115 76L112 73L114 71L113 67L115 69L118 64H116V66H113L110 69L108 68V70H107L108 72H109V70L111 72V69H112L111 74L114 75V76H112V75H110V72H109V74H108V72L106 74H105V72H103V68H102L103 62H101V59H100V63L95 62L91 66H88L87 68L82 70V69H80L82 67L79 66L80 63H79V65L77 64L81 60V58H79V60H78ZM257 58L259 59L260 57H257ZM261 59L262 58L259 59L260 61L256 60L255 62H258V64H259V62L263 63L264 62V56H263V60H261ZM73 60L76 61V64L78 65L77 67L76 66L72 67L75 64V63L73 64V62H74ZM77 60H78V62H77ZM80 62H82V60ZM69 63H70V65H69ZM77 68H79L80 70ZM32 69H33V72L36 73L35 72L36 68L34 67V68H31L30 70H32ZM65 69L67 71H65ZM33 72L30 71V73H33ZM101 74H103V75H101ZM52 75H54V77L49 79L50 77H52ZM33 76H34V74H33ZM36 76H38V74ZM47 77H49V78L47 79ZM64 77H66V78H64ZM54 78H56V79H54ZM53 81H55V82L52 83ZM116 81H119V82L116 83ZM42 85H47L45 87H48V88H45ZM241 87H243V86H241ZM33 88L31 90H33ZM110 88H111V85H110ZM43 89L44 90L47 89L48 92L44 91ZM52 91H54V92H52ZM99 91L101 92V90H98V91H96V93ZM43 93H44V95H43ZM90 94H88V95H90ZM43 96H44V98H43ZM46 96H48V97H46ZM113 96H115V97H113ZM251 97L254 99H252ZM33 98H36V99H33ZM97 98H99V97H97ZM106 98L107 97H105V99ZM249 98H251L250 102H249V100H250ZM44 99L48 102H46ZM105 102H106V104H105ZM100 103H103L104 105L103 104L99 105ZM116 103H117V101H116ZM118 105H119V107H118ZM120 106H122V108ZM129 106L131 109L129 108ZM97 107H100V108H98L99 111L97 110ZM25 110H26V108H25ZM96 110L99 112V114H97L98 112ZM112 110H114L115 112H113ZM92 111H94V112H92ZM109 111H110V114L108 113ZM125 111H126V113H125ZM236 111H237V113H236ZM116 112H118L117 115L120 114V118H119V116L116 115ZM218 112H219V114H217ZM113 113H115V115ZM67 114H68V116H67ZM111 114H113V115H111ZM121 114L122 115L124 114L125 116H126V114H128V115L125 117L124 115L122 116ZM163 114H164V116L161 117V115H163ZM158 115H160V116H158ZM25 116H27V117H25ZM28 117L29 118L31 117V118L28 119ZM173 117H175L176 120ZM24 118H26V119H24ZM224 118H225V120H223ZM28 120H29V122H28ZM136 120H137V118H136ZM131 121H133V123L135 125H132ZM177 121L178 122L180 121L179 124H177L178 123ZM224 121H225V123H224ZM95 122H96L95 125H97L96 131L94 129L95 127L94 128L91 127L92 125H94L92 123H95ZM149 122H150V124H152L151 121H149ZM83 123H85L87 125L91 124V126L88 125L86 127V125L85 124L83 125ZM24 124L26 126H24ZM67 124L69 125V127L67 126ZM77 124H78V126H77ZM136 124L138 125V127ZM145 124H143L142 126L144 127ZM210 124H211V126H210ZM57 125L59 126L58 127L59 129L57 128ZM70 126H72V127H70ZM75 126H77V127H75ZM82 126H83V128H82ZM131 126H133V127H131ZM146 126H148V125H146ZM84 127L85 128L91 127L89 129L90 132L87 133V131H85L87 129H84ZM178 127H179V129H178ZM204 127L201 129H205ZM224 127H222V128L225 129ZM50 128H52V129H50ZM80 128L83 132L80 130ZM92 128H93V131H95V132L91 131ZM109 128H111V129H110V132L108 133L109 136L107 135V137H106V140H105L106 143H105V141L104 142L103 141L102 142H93L95 139V137H93V133L96 136L98 134L99 130H101V129L102 130H108ZM127 128L128 129L130 128V130H128ZM133 128H134L133 131H136L134 135H133L134 132L132 131ZM137 128H140L139 129L140 131ZM145 128H143V129H145ZM180 128H183L184 130L183 129L180 130ZM71 129H72V132H71ZM135 129H137L139 132ZM218 129H219V131H218ZM127 130L129 132L130 131H132V132L129 133ZM78 131H80L82 133H80ZM35 132H36V134H35ZM163 132H165V134L162 137ZM226 133H227V135H226ZM129 134H130V136H129ZM91 135L93 138H90ZM88 136H90V137H88ZM121 136H122V139L120 138ZM127 136H129V137H127ZM255 136H257V137H255ZM130 137H132V139ZM164 137L166 139H164ZM207 137H209V138H207ZM115 138H116V140H114ZM174 138H177V139H174ZM119 140L121 141V143L124 146L120 145L121 143L118 142ZM124 140L125 141L128 140V141H126L127 145L124 144V142H125ZM175 140H179V141L181 140L182 142L180 141V143H178L176 141L177 142L176 143ZM252 140H257V141L253 142ZM117 142H118V144H117ZM128 142H129V146H128ZM174 142L176 145L174 144ZM99 143H101V144H99ZM111 143L115 144V145H113V147L115 146L117 150L113 149V147L111 146L112 145ZM185 144L187 145V147H185L186 146ZM105 145H106V147H105ZM17 146H19V147H17ZM192 147H194V148H192ZM104 149L105 150L107 149V151H109V149H110V152L114 151L113 153L111 152L112 154L110 153L109 157L112 156V158L109 159L110 163L106 162V161H108L107 155H109V152L104 153V151H105ZM191 149L192 150L194 149L196 152H193ZM101 150L103 153L101 152ZM206 150H208V151L205 153ZM86 151H88V152H86ZM133 151H134V153H133ZM191 151L193 153H190ZM48 153H50V152H48ZM99 153L100 154L102 153L101 155H104V156L106 155V156H105V159L102 160L103 162L100 161L98 163L97 160L100 159V157H98L100 155ZM116 153H118V154H116ZM209 153L211 154V158L209 157L207 159L208 161L205 160L201 163L200 162L198 163V170L197 171L195 170V172L198 176L196 175V177H195V174L193 175V173H192L193 162L195 164V162H197L198 159L205 157ZM212 153H213V156H212ZM83 155L85 156V161L83 159L84 158ZM59 156H61V154ZM139 156H140V158L146 157L147 159L145 161L143 159V161L141 162ZM101 157H103V156H101ZM119 157H121L122 160ZM89 158H90V161H89ZM142 158H141V160H142ZM70 159L71 158H68L69 161L66 160L65 162L68 161L67 162L68 164L73 163L72 161H74V164L77 163V161L75 162V159L74 160L71 159L72 161ZM77 159H78V157L76 158V160ZM148 159L150 161H148ZM135 160L136 161L139 160V161H137L139 164ZM213 161H216V162L212 163ZM252 161H253V164L250 166V163ZM210 162L213 164V167H214V165H217V166H215L217 169L214 167L216 170L214 168H210L212 165ZM203 163H204V165H203ZM216 163H218L220 165L218 166V164H216ZM233 163L236 166H234ZM132 164H134V165H132ZM209 164H211V165H209ZM131 165L133 168L131 167ZM206 165L210 166V167L207 166L209 169H207ZM239 165H240V167L237 168V166H239ZM61 167H63V166H61ZM202 167H204L208 172L205 169L203 170ZM218 167H220V168H218ZM199 168H202L201 170L204 172L206 171L207 174H209V178H210V175L215 174V173L210 174L211 172L218 171L219 178H217L218 181L213 186V188L208 189L207 186L210 185L211 178L210 179L208 177L206 178V176H207L206 172H205L206 176H203L204 174H201V173H204V172H200L201 170ZM87 169L89 171L91 170L92 174H90ZM102 169H104V170H102ZM212 169H214V170L212 171ZM190 172L192 173V175ZM17 173H19L20 176ZM200 175H202L201 177L203 179H206V182H205V180H203L200 177ZM89 177L91 179H89ZM135 178L137 179V181H134V180H136ZM196 178H201L200 179L201 182L199 179H198L199 181H197ZM233 178H236V180L238 178H240L238 180H240L241 183L238 180L235 182V179L232 181ZM192 179H195V180H192ZM85 180L87 181V182H85L87 184H84ZM244 180L246 181V183ZM22 181H23V183H26L27 189L25 188L26 186H23ZM74 181H76V182H74ZM195 181H197V182H195ZM234 182H235V185L233 184ZM42 187H44V188H42ZM1 189H3V190H1ZM28 189H29V191H28ZM43 189L46 190V193H47L46 195L48 196L47 197L48 201L50 202V204L52 203L51 208H52V206L54 208V205H55V207L57 206L56 207L57 209L54 208V210L56 212L54 211L55 214H53V215L47 214V216H46V214H44L45 216H43L42 215L43 211L41 213L42 209L38 205V203L36 202V201L41 199L42 194H40V193L42 192ZM4 190H8V191H4ZM111 190L113 192H109ZM202 190L204 191V193L200 195L199 192ZM96 193H99V194L100 193H110V194H112V196L105 197V196H100ZM6 194L8 195L7 197H6ZM196 197L198 199H196ZM121 198H122V200H121ZM108 199H110V200H108ZM7 200H9V202L11 201L12 203L10 202V204H8L9 203L8 202L7 203L8 205L5 206ZM119 200L122 202H127V200L129 202L131 200V201H133V204L136 203L134 205L139 204L140 203L139 201H141V203H142L145 200L146 201V202H144L145 204L144 203H142V204L147 205L149 208L144 206V205H143V207H141L142 204L140 203V205H139L140 208L146 207L148 209L146 210L144 208V210L143 209L142 210L139 209V211L135 210L136 212H134V211H131V212L128 211L127 212L126 209H124L125 210L124 211L121 208L122 205H121V202H119ZM84 201L98 202V204L96 203L97 208H96V206L95 207L93 206L94 209L96 208L95 210L93 209V207H84L83 208V206H81V205ZM104 201H106V202H104ZM149 201L155 202V204L151 203V202L149 203ZM162 201H163V203H162ZM258 201L260 202V204ZM21 202L23 204L25 202V204L23 205V209H22L23 211L20 209V206L18 209H16L17 204H21V206H22ZM99 202H100V204H99ZM112 202H114L113 206H115L113 210H112V208L106 209L105 207H103V206L108 205V204H109V206L110 205L112 206ZM171 202H173V204H172L173 207H170ZM13 203H14V205H12ZM148 203L150 205H154V206L159 204L160 206L159 205H158L159 207L156 206L157 207V209H156V207L155 208L153 206L151 207ZM254 203H255L256 207L254 206ZM162 205H164V207ZM257 205H259V206H257ZM24 206H25V208H24ZM37 206H39L40 208ZM116 206L119 209H115V208H117ZM119 206H121V207H119ZM78 207H80V208H78ZM13 208H12V210H13ZM151 208H154V210H156L155 212H157V213L154 214L155 212H151L152 211ZM159 208H161L160 209L161 211H159ZM241 208H243V210L245 212L241 211L242 212L241 213L240 212ZM256 209H258L259 211ZM26 210H28V211H26ZM99 210L104 212L102 217L100 216V218L97 217V215L95 216V213L101 212ZM145 210L147 212H145ZM148 210H151V211L148 212ZM2 212H0V213H2ZM27 212H31V213H27ZM106 212H108V213H106ZM4 213L8 214V212H5V211H4ZM16 213H17V215H16ZM56 213H59V215ZM239 213L241 214V216ZM116 214L118 215V218L122 215H125V214H126V218H129L128 216L131 214L130 219L132 217L136 216V218H134V219L137 220V224L134 222L135 220L132 221V220L126 219L124 216L123 217L125 220L122 217L120 220L123 219V221H118L119 223H117V222H115L116 219H113V218H117ZM57 216H58V218L60 217L59 218L60 221L57 219ZM107 216H108V218H107ZM46 217H47V219H46ZM92 217L96 218V220ZM147 217H149V218H147ZM187 217H189V218H187ZM102 218H104V220ZM3 219H5V218H2L1 220H3ZM99 219H101V220H99ZM112 219L114 220V223L110 222V220H112ZM146 219H149V221ZM150 219L151 220L154 219V221H150ZM185 219H187V221ZM205 219H207V220H205ZM208 219H209V221H208ZM145 220H146V222H145ZM72 221H80V222L74 225L72 223ZM157 221H159V222H157ZM182 222H183V224H181ZM204 222L205 223L210 222V223L205 224ZM146 223H148V224H146ZM156 223L158 225H156ZM193 223L195 224V226ZM117 224H119V225H117ZM120 224H122V225H120ZM151 225H153V227ZM39 227H40V229H39ZM144 227H146V228H144ZM156 227H159L161 229L159 230V228H156ZM181 227H182V229H181ZM211 227H212V230H214L213 227H215L216 230H214L213 232L209 231L211 229ZM109 229H110V231H108ZM161 230L164 233L159 232ZM19 231L21 232L22 230L14 229L12 234L14 236H15V234H16V236H19V235H17V233ZM215 231H218V232L215 233ZM5 232H10V231H8V230L0 231V233H2L3 235ZM113 232H114V234H112ZM115 232H117V233H115ZM210 232L214 233L216 235H213ZM22 233H23V231L21 233H18V234H20L22 236L23 235ZM13 235H11V236L8 235V237H12ZM33 236H32V238H33ZM44 237H45V239H44ZM0 238H1L0 245H2L1 246L2 248L6 246L5 243H7V245L9 244V242H6L7 238H2V237H0ZM2 239H3V241H2ZM12 239H13L12 241H15L14 240L15 237H13ZM2 243H4L5 245ZM165 243H167V244L165 245ZM163 245H164V247H163ZM98 248H99V250H98ZM166 248L168 249L167 251H166ZM171 249L174 250L173 253H172ZM50 250H52V251L50 252ZM149 250H150V252H149ZM23 252L22 253L25 254L26 251L23 249ZM147 252H149V253H147ZM112 254L114 256H112ZM144 255H145V252H144ZM20 256L21 255H19V257ZM3 257H5V256L3 255ZM2 258H1L2 261L5 260ZM132 262L134 264H136V263L137 264H145L144 262L139 261V260L130 261L129 263L131 264ZM41 263H43V262H41ZM41 263L39 262L38 264H41ZM125 263L128 264L127 261L124 263L122 262L121 264H125Z\"/></svg>",
	"mask_w": 264,
	"mask_h": 264
}]
</instances>
